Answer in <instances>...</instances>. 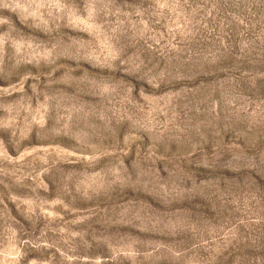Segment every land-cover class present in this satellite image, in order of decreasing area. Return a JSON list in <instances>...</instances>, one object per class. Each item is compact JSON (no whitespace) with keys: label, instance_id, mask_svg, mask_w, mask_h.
<instances>
[{"label":"rangeland","instance_id":"obj_1","mask_svg":"<svg viewBox=\"0 0 264 264\" xmlns=\"http://www.w3.org/2000/svg\"><path fill=\"white\" fill-rule=\"evenodd\" d=\"M0 264H264V0H0Z\"/></svg>","mask_w":264,"mask_h":264}]
</instances>
